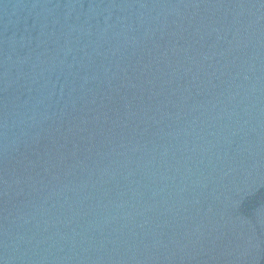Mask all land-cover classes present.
Wrapping results in <instances>:
<instances>
[{"label": "water", "instance_id": "obj_1", "mask_svg": "<svg viewBox=\"0 0 264 264\" xmlns=\"http://www.w3.org/2000/svg\"><path fill=\"white\" fill-rule=\"evenodd\" d=\"M0 264H264V0H0Z\"/></svg>", "mask_w": 264, "mask_h": 264}]
</instances>
